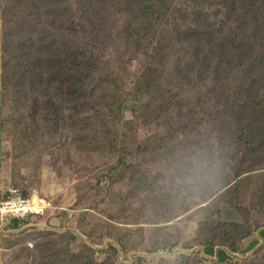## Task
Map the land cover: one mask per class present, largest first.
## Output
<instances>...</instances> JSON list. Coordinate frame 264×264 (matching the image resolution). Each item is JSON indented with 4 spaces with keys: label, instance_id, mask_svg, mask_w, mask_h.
<instances>
[{
    "label": "rangeland",
    "instance_id": "1",
    "mask_svg": "<svg viewBox=\"0 0 264 264\" xmlns=\"http://www.w3.org/2000/svg\"><path fill=\"white\" fill-rule=\"evenodd\" d=\"M259 49L264 0H0V264H264Z\"/></svg>",
    "mask_w": 264,
    "mask_h": 264
},
{
    "label": "trees",
    "instance_id": "2",
    "mask_svg": "<svg viewBox=\"0 0 264 264\" xmlns=\"http://www.w3.org/2000/svg\"><path fill=\"white\" fill-rule=\"evenodd\" d=\"M247 29L248 28L242 29V33ZM253 56L256 58L252 61L249 70L244 73L245 77H243L242 79V87L244 89H247L251 86H256V89L261 88V90L264 92V50L261 51L259 49L256 55ZM176 124L185 129H189L190 127L188 124L183 125L182 121L176 122ZM176 141L168 140L167 142L171 143L174 146L176 144ZM198 252L202 255L204 259L215 263L223 262L229 255L236 256L233 252H229L226 249L221 248H205L200 249ZM34 261H36V259Z\"/></svg>",
    "mask_w": 264,
    "mask_h": 264
},
{
    "label": "built area",
    "instance_id": "3",
    "mask_svg": "<svg viewBox=\"0 0 264 264\" xmlns=\"http://www.w3.org/2000/svg\"><path fill=\"white\" fill-rule=\"evenodd\" d=\"M10 198L0 200V227L4 226V222L10 220H18L20 222L28 221L33 214L38 211L32 209L33 202L23 199V195L19 189L11 190ZM19 202V203H18ZM17 207L19 209H17ZM30 207V208H27ZM16 215L20 217H15Z\"/></svg>",
    "mask_w": 264,
    "mask_h": 264
},
{
    "label": "clouds",
    "instance_id": "4",
    "mask_svg": "<svg viewBox=\"0 0 264 264\" xmlns=\"http://www.w3.org/2000/svg\"><path fill=\"white\" fill-rule=\"evenodd\" d=\"M207 178L206 163L199 151L185 160L181 183L186 187H194Z\"/></svg>",
    "mask_w": 264,
    "mask_h": 264
},
{
    "label": "bare ground",
    "instance_id": "5",
    "mask_svg": "<svg viewBox=\"0 0 264 264\" xmlns=\"http://www.w3.org/2000/svg\"><path fill=\"white\" fill-rule=\"evenodd\" d=\"M32 206H33L32 209H34L35 207L38 208V206L36 205V201H33V205ZM27 208H30V207H27ZM17 209H19V208L17 207Z\"/></svg>",
    "mask_w": 264,
    "mask_h": 264
}]
</instances>
